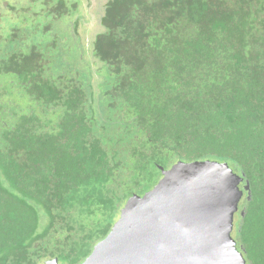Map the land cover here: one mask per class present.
Masks as SVG:
<instances>
[{"label":"trees","instance_id":"1","mask_svg":"<svg viewBox=\"0 0 264 264\" xmlns=\"http://www.w3.org/2000/svg\"><path fill=\"white\" fill-rule=\"evenodd\" d=\"M44 3L33 30L0 22V264H82L202 161L250 182L240 242L264 264V0H107L98 30Z\"/></svg>","mask_w":264,"mask_h":264},{"label":"water","instance_id":"2","mask_svg":"<svg viewBox=\"0 0 264 264\" xmlns=\"http://www.w3.org/2000/svg\"><path fill=\"white\" fill-rule=\"evenodd\" d=\"M244 178L226 163H178L164 172L150 193L127 201L112 231L96 244L84 264H108L128 248L135 249V253L141 245L151 248L157 238L176 244L178 254L184 255H177L178 260L172 263L200 264L201 257L209 260L218 256L219 264H246L237 253L229 260L224 247L219 250V244L229 236L237 209L233 190ZM245 190L251 200L249 181ZM45 264H59L58 258Z\"/></svg>","mask_w":264,"mask_h":264},{"label":"rangeland","instance_id":"3","mask_svg":"<svg viewBox=\"0 0 264 264\" xmlns=\"http://www.w3.org/2000/svg\"><path fill=\"white\" fill-rule=\"evenodd\" d=\"M10 1H13V2L16 1V4H15L16 14L23 10H26V11L19 14V16L17 15V17L13 15L14 13L10 16V18L8 16L6 18L7 24L9 25L11 24L15 26L16 25L20 26L23 24L25 25V28L29 30H33V28L37 26L36 23H39V22L44 23L45 20L48 21L47 17H45V15L43 16V14L41 13L42 9L46 8V4L45 3L43 4L44 0H34V1L33 0H10ZM67 1H69L71 5L79 4V7L77 8L78 10L73 11L70 16L64 17L63 19L59 20V22L62 25L65 22L70 21V19H73L75 16L76 17L80 16L84 18V21L82 19V25L88 30L91 29L94 23H95V28L93 29H96V30L100 29V26L98 25L99 24L98 20L104 12V5L107 2V0H85L84 2L82 0H67ZM82 3L84 7H82ZM47 11L48 9H46V12ZM24 17H29V18L25 21ZM41 17H44V18H41ZM88 22H90V24ZM70 25L73 27L74 23H70ZM151 191L152 189L148 191L147 193H150ZM172 224H174L173 221H172ZM141 247L142 248L139 250V252H137L139 253V256L134 254L135 249L128 248L126 253H124V255L121 256L120 262L122 264H166L168 261L178 260L177 255L179 254H178V251H176L177 245L166 242V239H163V238L154 239V244L151 246L150 250H148L149 248L147 249L146 246L141 245ZM179 256H184V255L181 254Z\"/></svg>","mask_w":264,"mask_h":264},{"label":"flooded vegetation","instance_id":"4","mask_svg":"<svg viewBox=\"0 0 264 264\" xmlns=\"http://www.w3.org/2000/svg\"><path fill=\"white\" fill-rule=\"evenodd\" d=\"M82 1L84 2L85 0H82ZM15 4H16V1L13 2L10 0H0V22H2V21L5 22L6 18L8 16L10 18V16L12 15V9L16 7ZM82 7H84L83 3H82ZM83 21H84V18H83ZM88 23L90 24V22H88ZM74 31L75 30H72V34H74ZM87 42L88 43L86 44V48L90 50L91 45H90L89 39H87ZM202 162H204V161H202ZM227 165L229 166V164H227ZM229 167L232 169L231 166H229ZM232 170L238 177H241V178L243 177L242 173L236 172V171H234V169H232ZM218 182L219 181H217V183ZM246 182H247V180H246V178H244V181L241 182L240 184H238V186H236V190H233L232 195H233V198L236 199L235 206L237 207V209L233 213V222H232V226L230 228L229 236L226 238L224 243L219 244V250H220V247H224L223 248L224 255L229 260L232 258L233 254L236 255V253H237V256H241V258L245 260L246 264H250L248 262V259L246 258L245 248L240 242L239 234H240L241 229H239L240 226H238V222L240 221V219L245 217V215H246L248 203L250 201L249 200V194L245 190ZM241 192L243 193L242 196H241ZM243 213H244V215H243ZM166 223H167V221H166ZM205 224L209 225V223H205ZM165 225H168V223ZM209 238L212 239V233H211V236ZM221 244H225V245H221ZM148 248L149 247H147V249ZM150 249L151 248H149L148 250H150ZM124 253H126V252L125 251L122 252V254H120L117 258L112 259L108 264H122L120 262V258L122 255H124ZM134 254L139 256V253H134ZM237 256H236V258H237ZM56 258H58V257H54L52 259L51 258L47 259L43 262V264H45L47 261H50V260H53ZM227 259H224V260L227 261ZM219 262H220V260H219L218 256H213L209 260L206 259L205 257H201L200 264H219ZM58 263L60 264L59 258H58ZM84 263H85V261L82 264H84ZM166 264H176V263H172V262L168 261Z\"/></svg>","mask_w":264,"mask_h":264}]
</instances>
